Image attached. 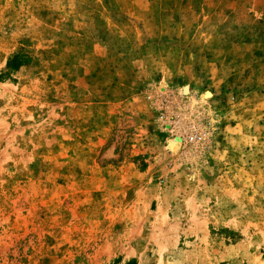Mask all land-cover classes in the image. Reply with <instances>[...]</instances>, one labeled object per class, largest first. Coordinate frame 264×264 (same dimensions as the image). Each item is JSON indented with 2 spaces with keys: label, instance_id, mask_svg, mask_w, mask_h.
Returning a JSON list of instances; mask_svg holds the SVG:
<instances>
[{
  "label": "rangeland",
  "instance_id": "rangeland-1",
  "mask_svg": "<svg viewBox=\"0 0 264 264\" xmlns=\"http://www.w3.org/2000/svg\"><path fill=\"white\" fill-rule=\"evenodd\" d=\"M0 264H264V0H0Z\"/></svg>",
  "mask_w": 264,
  "mask_h": 264
},
{
  "label": "trees",
  "instance_id": "trees-1",
  "mask_svg": "<svg viewBox=\"0 0 264 264\" xmlns=\"http://www.w3.org/2000/svg\"><path fill=\"white\" fill-rule=\"evenodd\" d=\"M9 64H13V65L18 66V65L21 64V60H20V58H19L17 55H15V56L9 61Z\"/></svg>",
  "mask_w": 264,
  "mask_h": 264
},
{
  "label": "bare ground",
  "instance_id": "bare-ground-1",
  "mask_svg": "<svg viewBox=\"0 0 264 264\" xmlns=\"http://www.w3.org/2000/svg\"><path fill=\"white\" fill-rule=\"evenodd\" d=\"M175 147V146H174Z\"/></svg>",
  "mask_w": 264,
  "mask_h": 264
}]
</instances>
